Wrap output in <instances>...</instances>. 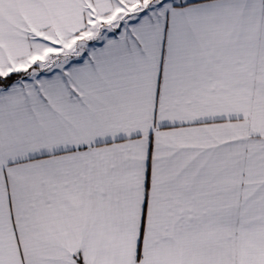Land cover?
<instances>
[{"label": "crops", "instance_id": "crops-1", "mask_svg": "<svg viewBox=\"0 0 264 264\" xmlns=\"http://www.w3.org/2000/svg\"><path fill=\"white\" fill-rule=\"evenodd\" d=\"M135 2L0 0V76L122 45L0 92V264H264V0Z\"/></svg>", "mask_w": 264, "mask_h": 264}, {"label": "rangeland", "instance_id": "rangeland-1", "mask_svg": "<svg viewBox=\"0 0 264 264\" xmlns=\"http://www.w3.org/2000/svg\"><path fill=\"white\" fill-rule=\"evenodd\" d=\"M174 1L184 2L185 0ZM169 2L170 0H136L135 3L126 5L123 12L126 11L129 13L128 16L133 17L135 13L140 14L141 11L154 9ZM126 21V17H122L121 20L115 17L112 23L118 26L121 22L125 24ZM116 37L117 32L114 33L109 26L104 28L103 25L100 26L97 22L91 21L87 30L76 38L59 41L55 47L43 50L42 58L34 63L29 75L13 82L12 86L33 87L42 78L60 77L65 69H71L81 63L113 53L122 48ZM0 92H3L1 88Z\"/></svg>", "mask_w": 264, "mask_h": 264}, {"label": "trees", "instance_id": "trees-1", "mask_svg": "<svg viewBox=\"0 0 264 264\" xmlns=\"http://www.w3.org/2000/svg\"><path fill=\"white\" fill-rule=\"evenodd\" d=\"M31 68L29 70H26V71L11 73V74H8L6 76H0V88L6 89L13 82H15V81L21 79L22 77L26 76L31 71Z\"/></svg>", "mask_w": 264, "mask_h": 264}]
</instances>
